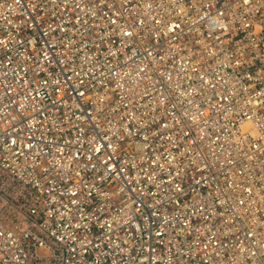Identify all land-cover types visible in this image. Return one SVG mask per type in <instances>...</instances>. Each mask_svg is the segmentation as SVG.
<instances>
[{
  "label": "built area",
  "instance_id": "built-area-1",
  "mask_svg": "<svg viewBox=\"0 0 264 264\" xmlns=\"http://www.w3.org/2000/svg\"><path fill=\"white\" fill-rule=\"evenodd\" d=\"M0 264H264V0H0Z\"/></svg>",
  "mask_w": 264,
  "mask_h": 264
}]
</instances>
